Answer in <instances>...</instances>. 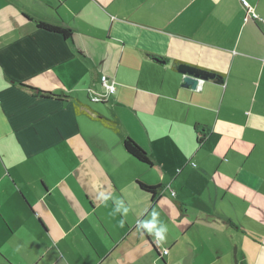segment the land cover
Wrapping results in <instances>:
<instances>
[{"label": "crops", "instance_id": "obj_1", "mask_svg": "<svg viewBox=\"0 0 264 264\" xmlns=\"http://www.w3.org/2000/svg\"><path fill=\"white\" fill-rule=\"evenodd\" d=\"M244 1L258 19L241 0H0V264H264V0ZM178 66L215 77L184 87Z\"/></svg>", "mask_w": 264, "mask_h": 264}, {"label": "trees", "instance_id": "obj_2", "mask_svg": "<svg viewBox=\"0 0 264 264\" xmlns=\"http://www.w3.org/2000/svg\"><path fill=\"white\" fill-rule=\"evenodd\" d=\"M39 28H42L50 33H57V34H61V36L64 39H69L70 38V32L68 30L65 29H61L60 27H54V26H49L48 24H42L39 23L38 25ZM42 95L47 96L46 98L49 97H55V95H51V94H45L43 92H39ZM111 97V96H110ZM79 111V108L76 106V113ZM98 121H100L103 126L109 128L111 131H113L116 134H120L119 131V124L116 121H110V119L107 118H103V117H98L97 118ZM202 139L199 140V142H201ZM123 142V148L124 150L127 152L128 155H130L131 157L135 158L136 161L146 164L148 165V169L149 170H155V166L154 164L149 160L147 153L140 148L136 142H134L132 139L130 138H125L122 140ZM138 185V187L142 190L147 192V194H149L151 196L152 200H155L158 196V194L160 193L161 187L160 186H154V187H147V185H143L139 182L136 183ZM152 248L156 251L157 246L155 245V242H152ZM165 251H163L164 253ZM167 253V252H166Z\"/></svg>", "mask_w": 264, "mask_h": 264}, {"label": "clouds", "instance_id": "obj_3", "mask_svg": "<svg viewBox=\"0 0 264 264\" xmlns=\"http://www.w3.org/2000/svg\"><path fill=\"white\" fill-rule=\"evenodd\" d=\"M97 199L106 204L107 201L111 199V197L105 195L104 192H100ZM113 204L114 208L110 215L115 216L116 214H120L124 217L128 215L130 208L125 205L123 200L115 199L113 200ZM123 224L124 221L121 220L118 226L123 227ZM137 229L138 231L142 229L144 232H147L149 235L153 236L157 246L164 244L166 241L168 228L163 222L159 220V214L155 210L150 213L149 219L137 222Z\"/></svg>", "mask_w": 264, "mask_h": 264}, {"label": "built area", "instance_id": "obj_4", "mask_svg": "<svg viewBox=\"0 0 264 264\" xmlns=\"http://www.w3.org/2000/svg\"><path fill=\"white\" fill-rule=\"evenodd\" d=\"M241 5L246 10L245 18H244L245 21L247 20L249 21L250 19L251 20L258 19V16L254 13V10L251 7H249V4L246 1L241 0ZM100 82H101L102 88L104 89V93L102 95L93 94V93L91 94L90 100L95 103L106 102L107 99H109L110 96L112 97L115 93V88H114L115 84L111 80H108L106 77L102 76L100 78ZM164 253H166V251Z\"/></svg>", "mask_w": 264, "mask_h": 264}, {"label": "water", "instance_id": "obj_5", "mask_svg": "<svg viewBox=\"0 0 264 264\" xmlns=\"http://www.w3.org/2000/svg\"><path fill=\"white\" fill-rule=\"evenodd\" d=\"M177 71L183 77L182 82L184 87H192L196 89L199 80H210L215 77V75L208 73L204 70L195 69L190 66H178Z\"/></svg>", "mask_w": 264, "mask_h": 264}]
</instances>
